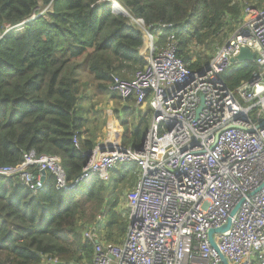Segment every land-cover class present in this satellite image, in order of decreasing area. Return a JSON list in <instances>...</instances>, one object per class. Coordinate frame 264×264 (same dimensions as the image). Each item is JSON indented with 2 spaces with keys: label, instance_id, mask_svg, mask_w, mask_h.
<instances>
[{
  "label": "trees",
  "instance_id": "16d2710c",
  "mask_svg": "<svg viewBox=\"0 0 264 264\" xmlns=\"http://www.w3.org/2000/svg\"><path fill=\"white\" fill-rule=\"evenodd\" d=\"M115 1L129 16L115 13L108 0H0V167L35 152L60 157L68 181L77 179L87 164L83 154L97 147L109 124L98 108L103 99L126 106L114 112L122 145L142 144L147 118L139 115L131 126L135 100L123 102L108 90L113 75L129 80L147 64L140 54L144 34L133 19L148 28L172 25L159 45L175 33L178 57L195 71L208 60L194 51L219 49L248 8L264 9V0ZM260 71L256 62L236 64L223 79L235 93ZM136 177V165L119 166L109 182L95 177L67 193L49 176L47 188L34 193L16 177L0 176V264H92L94 243L84 232L103 215L108 243L126 237L129 215L120 210V192Z\"/></svg>",
  "mask_w": 264,
  "mask_h": 264
},
{
  "label": "built area",
  "instance_id": "2783aa9c",
  "mask_svg": "<svg viewBox=\"0 0 264 264\" xmlns=\"http://www.w3.org/2000/svg\"><path fill=\"white\" fill-rule=\"evenodd\" d=\"M133 22L144 34L140 54L147 64L129 80L113 75L108 90L124 102L134 99L137 108L149 104L152 123L142 144L99 142L83 154L87 164L73 181L60 157L35 152L0 167V176L16 177L34 193L51 176L56 190L71 193L95 177L109 182L119 166L136 165L134 188L123 196L126 237L108 243L103 215L84 232L94 243L92 264H224L221 256L228 264H264V9L248 8L241 26L195 71L178 57L175 33L159 45L172 25ZM243 48L262 71L233 93L223 75ZM229 222L213 235L216 250L209 233Z\"/></svg>",
  "mask_w": 264,
  "mask_h": 264
},
{
  "label": "rangeland",
  "instance_id": "374dc122",
  "mask_svg": "<svg viewBox=\"0 0 264 264\" xmlns=\"http://www.w3.org/2000/svg\"><path fill=\"white\" fill-rule=\"evenodd\" d=\"M119 6H120V4H119ZM22 31H24V28H22ZM216 51H217V49H216V46L214 45L213 48H211V49H209L207 51L202 52L200 50H196V51H194V53H195L196 59L199 60L198 57H201V59L203 58V60H205V59L208 60L206 62L209 63L210 60L212 59V57L214 56V54L216 53ZM240 64H243V63H240ZM233 65H236V64H233ZM123 102L121 101V103H123ZM123 107H126L125 104H121V106H119V104H117L115 102H110L108 99H103L102 103L98 106L99 109H103L105 111L106 110H111L109 112V115H111L110 116V120H109V124L104 129V131L102 132L100 143H103L104 141H107V140H110L111 139L112 141H116V142H119V143L122 144V137L123 136L120 137V139L118 138V136H117L118 134L116 133L115 126H113V124H114L113 121H115V123H119L115 119V117H114V112L117 109H119V111L122 110ZM142 107H144V109ZM141 108L143 110H140ZM136 110H138V111H136ZM134 113L136 114L135 117L132 115ZM139 115L145 116L147 118V122H149L150 123V126H151V123H152L151 122V119H152V110H151V108H150V106H149L148 103H145L140 108H136V107L133 108V109L131 108V110H130V117H128V121H129V123H130L131 126L132 125H135L134 127H136L139 124V121H140L139 120ZM146 125L147 124H145L143 127H140V126L139 127L144 129V127H146ZM148 126H149V124H148ZM149 128H148V130H149ZM119 133L124 134V129L121 128L120 131H119ZM133 188H134V186L133 187H131V186H127L126 187L125 186V188H122L121 189V192H120V197H123L125 193L128 194ZM120 210L124 214L128 213V210L126 209V205H125L124 201L122 202V204L120 206ZM125 216H127V215H125Z\"/></svg>",
  "mask_w": 264,
  "mask_h": 264
},
{
  "label": "water",
  "instance_id": "95a60500",
  "mask_svg": "<svg viewBox=\"0 0 264 264\" xmlns=\"http://www.w3.org/2000/svg\"><path fill=\"white\" fill-rule=\"evenodd\" d=\"M108 1H110L111 2V5H112V9H113V11L115 12V5L117 4V5H119L115 0H108ZM121 9H122V7L121 6H119ZM123 11H125L124 9H122ZM116 13V12H115ZM124 16H128V14H127V12L124 14ZM254 61H255V54L250 50V49H248V48H243V49H241V52H240V54L237 56V57H235V58H233L232 59V63L233 64H240V63H254ZM264 126V122L262 123V125H261V127L260 128H262ZM42 182L45 180V177H46V172H43L42 173ZM235 213V212H234ZM233 213V214H234ZM232 214V215H233ZM229 227H230V222L227 224V225H225V226H223V227H221L220 229H217V230H215V229H213V230H211L210 231V233H209V238H210V241H211V243H212V245H213V247L217 250V246H216V244L214 243V239H213V235L215 234V233H222V232H224V231H226V230H228L229 229ZM221 259H222V262L224 263V264H228L227 263V260L223 257V256H221Z\"/></svg>",
  "mask_w": 264,
  "mask_h": 264
},
{
  "label": "crops",
  "instance_id": "0c3cea01",
  "mask_svg": "<svg viewBox=\"0 0 264 264\" xmlns=\"http://www.w3.org/2000/svg\"><path fill=\"white\" fill-rule=\"evenodd\" d=\"M143 109H144V107H142ZM140 109V110H143V109ZM139 110V111H140ZM111 110H106V113L108 114V116H111V115H109V112H110ZM136 111H138V110H136ZM151 122H152V119H151ZM113 126H115V130H116V133L118 134L117 136H118V138L120 139V137H122L123 136V134L122 133H119V131H120V129L122 128L120 125H119V123H115V121H113ZM149 127H150V123H149ZM127 215H129L128 213H127Z\"/></svg>",
  "mask_w": 264,
  "mask_h": 264
},
{
  "label": "bare ground",
  "instance_id": "6f19581e",
  "mask_svg": "<svg viewBox=\"0 0 264 264\" xmlns=\"http://www.w3.org/2000/svg\"><path fill=\"white\" fill-rule=\"evenodd\" d=\"M115 12L120 14V15H124V11L119 7V5H115Z\"/></svg>",
  "mask_w": 264,
  "mask_h": 264
}]
</instances>
